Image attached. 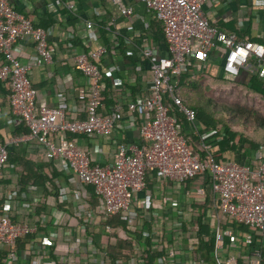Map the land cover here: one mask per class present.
<instances>
[{"label": "built area", "instance_id": "obj_1", "mask_svg": "<svg viewBox=\"0 0 264 264\" xmlns=\"http://www.w3.org/2000/svg\"><path fill=\"white\" fill-rule=\"evenodd\" d=\"M140 1L156 13L167 45V53L161 56L155 55L150 46L142 49L143 56L151 59L152 81L148 95L131 103L126 102L125 95L111 94L110 99L115 101L112 111H103L104 73L95 59L99 60L108 49L104 47L92 54L81 53L75 60L78 70L88 80L89 88L81 90L78 96L85 104L86 118L76 119L67 116L64 105L39 104L38 92L30 76L34 66L24 63L16 48L18 41L30 38L36 44L34 65L51 64L53 53L49 36L52 29L36 27L26 15L15 9L10 0H0V82L11 88L10 107L16 122L23 123L28 129L27 133L0 144V181L11 149L36 141L45 148L50 159L61 158L68 162L81 189L89 185L95 187L102 202L96 210L99 215L108 218L122 214L125 221L145 217L148 222H153L154 215L147 205L142 204V214L134 207L136 195L146 189L148 173L156 172L162 180L177 184L207 174L213 194L211 207H214L209 224L213 239L212 261L205 260L204 251H201L199 237L206 243L211 238L199 235L197 225L202 216L192 205L189 218L181 212L177 217L156 214L161 227H158L157 244L153 241L151 245V252L156 256L152 264H263L264 149L258 150L255 165L217 160L205 142L200 151H194L180 128L179 114L195 128L197 113L187 107L178 91L181 78L189 72L193 61L206 63L220 46L224 50L222 68L226 74L239 76L253 58L264 83V45L241 39L236 32H226L211 24L204 12L207 0ZM133 11L132 7H127L124 14L131 16ZM87 27L93 28L94 24L88 22ZM125 105L128 120L125 119ZM136 110H141L143 115L140 124L133 117ZM123 122L138 129L142 144L121 142L111 163H98L75 141L67 139V134L106 137ZM56 135L60 137L58 143L53 140ZM198 193L204 194V189ZM15 198L10 196L4 207L0 204V246L6 249V264L17 263L18 241L38 231L35 224L13 219L9 210L16 203ZM173 205L178 206V203ZM77 213L81 215V209ZM93 215L92 211L87 214L89 217ZM236 225L248 226L250 231H239ZM168 236L171 240L167 239ZM46 245L50 246L51 242L44 240L40 243L44 248ZM148 248H138L128 263L123 260L114 264H150L146 256ZM33 249V253L41 258V250L36 246ZM104 260L111 264L109 257L105 259L104 256Z\"/></svg>", "mask_w": 264, "mask_h": 264}, {"label": "crops", "instance_id": "obj_2", "mask_svg": "<svg viewBox=\"0 0 264 264\" xmlns=\"http://www.w3.org/2000/svg\"><path fill=\"white\" fill-rule=\"evenodd\" d=\"M10 2L35 26L52 29V35L49 36L53 53L51 64L34 65L36 44L30 38L18 41L16 47L22 61L34 66L30 76L38 92L39 104L51 107L64 105L68 117L85 119V104L78 96L81 90L89 88V84L78 70L75 57L81 53L92 54L104 47L110 48L99 60H95L104 73L102 81L105 91L109 86L112 94L125 95L126 102L131 103L148 95L152 81L151 59L143 56L142 49L146 45L150 46L155 55L161 56L167 53V45L156 13L140 0ZM127 7L134 10L131 16L124 14ZM204 12L210 23L221 30L236 32L241 39L264 45V0H207ZM88 22H92L94 27L88 28ZM193 62L191 73L188 74L195 77L202 74L209 81L219 80L220 84L236 85L253 100L256 109L264 111V83L253 58L237 77L223 71L224 50L221 46L206 63ZM10 94L11 88L0 82V141L4 143L13 136L28 132L26 126L16 122L12 114ZM113 104L115 101L110 102L108 99L103 111L111 112ZM124 109L125 119L128 120L126 105ZM140 111L133 112L139 124L143 117ZM184 132L190 145L198 151L205 142L211 147L212 153H218V139L211 129L196 123L195 128L189 125ZM246 132L250 140L264 141V129H247ZM67 139L75 141L101 164L112 162L121 142L142 144L138 129L127 122H123L106 137L67 134ZM53 140L58 143L60 137L56 135ZM222 142L219 137L220 160L256 164L258 150L250 143L239 144L236 151L226 149L222 152ZM90 186L81 189L77 175L68 162L61 158L50 159L45 148L36 141L11 149L9 162L0 181V203L4 207L10 196L16 197V203L9 210L13 219L38 227L37 233L22 238L18 244L16 264H107L104 256L105 259L109 257L111 247H118L125 239L136 238L135 233H142L145 238L150 236L152 242L156 241L154 244H157L158 227L161 226L155 218L156 214L177 217L181 212L189 218L192 214L189 212L190 206L205 205L207 211L203 212L209 225L214 212V207H211L213 194L207 176L177 184L162 180L156 172H150L146 177V189L136 195L134 207L142 214L143 207L147 205L154 215V221L148 222L145 217H141L127 221V230L122 227L116 229L109 225L107 218L96 212L102 202L91 195ZM201 189H204V194L198 193ZM174 202L178 206H174ZM79 209L81 215L77 213ZM89 211L94 212L93 217L87 216ZM145 223L151 224L150 229ZM167 239L171 240V237ZM42 240H48L51 245H46V248L40 246ZM145 245L139 248L143 249ZM33 246L41 250V258L33 253ZM6 256V249L0 246V264H6Z\"/></svg>", "mask_w": 264, "mask_h": 264}, {"label": "trees", "instance_id": "obj_3", "mask_svg": "<svg viewBox=\"0 0 264 264\" xmlns=\"http://www.w3.org/2000/svg\"><path fill=\"white\" fill-rule=\"evenodd\" d=\"M109 48L110 47H108V49ZM19 57H20V54H19ZM20 59L22 60L21 57ZM188 73H191V70H189ZM188 73L182 76L181 82H180V88H179L178 94L182 99L184 97V95L182 94V88H183V85L186 83V81L187 80L192 81L195 79L199 81L201 77V75H197L195 77L192 74H188ZM5 85L9 87V84H5ZM111 94H112V91L110 90L108 86L106 91L103 94V104L105 106H107L108 99L110 100V102H113V99H110ZM166 101L168 102V99H166ZM183 101L187 105V107L195 109L197 113V123H200L201 126L202 125L206 126L207 129L209 128L211 129V131L215 133L216 135L215 137L218 139V143L216 146L218 148V153H213V155L217 160H220L221 158L219 155V137H221L223 141L220 144V148L222 149V152L226 151V149H230L231 151H236L237 150L236 147L242 143H250V145L254 149H257V150H260L261 146L264 147V141L256 142L255 140L254 141L250 140L249 139L250 135H248L246 132L247 129H254V128L264 129V113L256 112L253 114H249V113H245V112L235 109L234 111L231 110L232 116L234 117V122H231L229 120H225L221 122L220 119L215 118L214 116L208 114L203 108L189 105L187 101L185 100V98L183 99ZM179 125H180L182 132L185 134L184 130H186V127L189 126V123L186 121L184 115L179 114ZM239 128H242V129H239ZM243 129H245V131ZM221 130H223V132H221ZM2 143L4 142L0 141V144ZM191 148L194 151L198 152V149L196 147L191 145ZM206 176L209 178L207 174ZM89 191L95 199L98 198V201L101 200L99 195L96 193L94 186H90ZM195 208L200 211L201 216H202L201 218H199V223L197 225V227L200 230L199 235H206L211 238V233H210L211 227L205 224L206 218L204 216L205 213L203 212V211H207V208L205 207V205L202 207L195 205ZM122 216H123L122 214H117V215H111L110 217H108L107 219H108L109 225L116 229L118 227H122L125 230H127L128 223L122 218ZM145 224H147L148 228L150 229L151 224H148V223H145ZM235 228L243 232L250 231V227L245 226V225H236ZM134 235L136 236V238L125 239L122 243H120L118 247H111V251L109 253V260L111 264H114V263H117L123 260L125 261V263H128L131 260V258L135 255L137 249L142 244L144 245L146 244V246L149 247L148 248L149 250L146 253L149 263L152 264L154 262L156 256L151 252V245L153 242L150 236L145 238L144 234L142 233L140 234L135 233ZM144 239L145 241H143ZM199 239L202 244L201 251L202 250L204 251L202 252H203L205 260L209 262L212 261L211 252L213 250V239L211 238V241H209L208 243L202 241L201 236L199 237ZM21 240L22 239L18 241V244H20ZM142 241L143 243H141ZM18 244H17V249H18Z\"/></svg>", "mask_w": 264, "mask_h": 264}, {"label": "rangeland", "instance_id": "obj_4", "mask_svg": "<svg viewBox=\"0 0 264 264\" xmlns=\"http://www.w3.org/2000/svg\"><path fill=\"white\" fill-rule=\"evenodd\" d=\"M198 75V74H197ZM200 80H187L183 85V99L191 106L203 108L208 114L222 121L234 122L231 110L253 114L262 112L256 109L253 100L236 85L220 84L219 80L209 81L200 74ZM260 114V113H259Z\"/></svg>", "mask_w": 264, "mask_h": 264}]
</instances>
